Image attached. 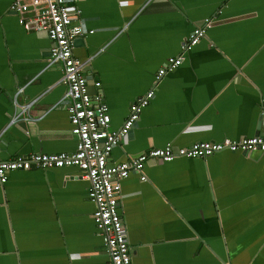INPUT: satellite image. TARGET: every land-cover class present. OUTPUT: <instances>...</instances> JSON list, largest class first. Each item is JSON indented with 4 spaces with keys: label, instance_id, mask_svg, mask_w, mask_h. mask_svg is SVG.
<instances>
[{
    "label": "crops",
    "instance_id": "1",
    "mask_svg": "<svg viewBox=\"0 0 264 264\" xmlns=\"http://www.w3.org/2000/svg\"><path fill=\"white\" fill-rule=\"evenodd\" d=\"M0 0V158L71 154L76 137L53 42ZM91 96L119 130L169 58L182 63L113 149L109 164L168 145L264 135V0H69ZM211 21L198 45L183 40ZM93 31V33H88ZM100 82V86L96 83ZM122 181L132 264H264V152L149 160ZM77 167L13 171L0 183V264H109Z\"/></svg>",
    "mask_w": 264,
    "mask_h": 264
},
{
    "label": "built area",
    "instance_id": "2",
    "mask_svg": "<svg viewBox=\"0 0 264 264\" xmlns=\"http://www.w3.org/2000/svg\"><path fill=\"white\" fill-rule=\"evenodd\" d=\"M10 11L18 16L20 25L26 30L43 33L53 42L48 66L56 62L62 65V82L67 89L63 101L67 105L71 132L77 141L76 150L71 154L32 153L9 160L0 158V183L5 184L8 174L13 171L79 168L82 178L89 182L88 198L95 205L93 219L109 255V264H132L127 232L119 211L122 181L131 172L140 174L141 180L145 181L144 167L149 160L170 162L177 158H207L222 151L264 152V135H261L219 142L202 141L177 148L168 145L142 152L118 164H109L113 149L121 144L140 118L142 110L154 98L162 78L181 65L182 57L168 59L158 70L155 86L130 106L129 115L122 127L113 131L104 97L100 94L90 95L87 80L82 74L83 64L74 55L76 40L86 33L80 20L74 18L81 11L69 0H14ZM210 26L211 21L207 19L203 26L196 27L183 40L182 52L198 45ZM96 86H100V82Z\"/></svg>",
    "mask_w": 264,
    "mask_h": 264
}]
</instances>
